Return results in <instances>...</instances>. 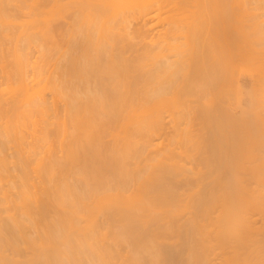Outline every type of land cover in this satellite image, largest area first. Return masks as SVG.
I'll use <instances>...</instances> for the list:
<instances>
[{"label":"bare ground","instance_id":"1","mask_svg":"<svg viewBox=\"0 0 264 264\" xmlns=\"http://www.w3.org/2000/svg\"><path fill=\"white\" fill-rule=\"evenodd\" d=\"M48 1L49 0H0V57H2L1 61H3V57L5 59L6 56L9 57L12 54L13 55L10 57L11 58L14 57V59H12V61H11V63H12L14 60V62H13L14 65H11L9 63L10 61L8 62L9 65L12 66L11 70L8 69L9 70L8 72H10V73H8V75H7V72H6L7 70L3 73H6V79H7V80L5 79L6 82L8 80L13 81L11 79H17L16 80L17 82L13 81L15 83L10 82L13 85H11L10 83L8 84V82L6 83V85L7 84L11 85L10 86L11 88L8 87V85H7L6 89L4 87L5 91L6 90L10 91L9 93L6 92V93H8L5 95L6 98H7V95H9V94L12 95L13 93L16 92L15 94H13L14 96L13 95L11 97L8 96V97H10L9 99H5L4 97L0 96V119H1L0 120V138L3 136L4 139H5V137L8 139V140H3L2 141L3 143L0 141L2 144L5 143L4 145L1 144L2 146H0V147H2L0 149V183H1L0 184V264H43V263L45 264V262L48 259H51L49 256H46L47 253H46V255L44 254L45 256H42V259H41V256H40L42 253V251H41L40 254L38 255V257L34 253V256H36V258H35V260H32L31 256H33V255L30 256L29 255L30 252L28 251V253H29L28 255L31 258L26 255L25 258L28 257L29 259L27 258L25 262H22L19 259V254L20 253L24 254V253L22 250L23 248L20 246L19 240L25 239L24 237H26L28 235V234L24 235L26 233L25 231H27V233H28V229L27 230L24 229L28 225L27 226L25 225V227H24V224L34 225V224H37L38 221H42L41 223H44V221H47L46 223H48V220L50 219L51 214L53 215V213L51 212L52 211L51 209H53V208H50V207H52L53 202L57 199L56 196H58V198L62 197V200L60 199L61 201L64 200L62 203L60 202L59 199L56 200L57 203H58V201L60 202V204H58V205H60V209H64V211H65L67 209L66 207L68 206L69 207V209H67L68 211L69 210L72 211V209H74L72 211L73 212L72 214L74 216H77V214L81 215L80 212L77 214L74 213V212H77V209H78V211H81L83 213H85V211H86V210L85 211L83 210V207H82L83 205H80L79 202L76 203L77 200L78 201H79V199L82 200L81 196H80L82 194V193H80L82 186L80 187L81 188L80 192H79V188H78V192L80 193V195H79L80 198H79L78 194H76L77 188L76 189L75 188L72 189L73 187L70 188L71 184H69L68 182H66L64 184L65 186H67L66 184H68L69 185L68 187L71 190H73V191L70 190V192L74 193V195L72 194V196H73V198L74 197L77 198V199H75L76 201H74V199L72 200V196H70L71 194L67 196L66 190L68 191V188H65L66 190L65 189L62 190L60 188L63 191V193H66V196L68 198L67 199L68 202L65 201V199H66L65 194L62 195V192L60 191L61 192L60 193L61 196H60L58 194L59 191L55 190L58 188V186H57V184L56 185L54 184V183H56V182H54V180H53L54 183L52 184V183H50V180L47 181V179H46L47 184L50 183V186H52V189L50 188V186L48 187L46 185V182H45V185H46L45 187L46 188L48 187V189L44 188L46 192H43L40 190L41 192L44 193V195L42 193L40 194L41 196L43 195L42 197L39 196V194H34V193H31L32 195L30 194L29 189H31V188H29L28 186H30L33 183H31L30 182L31 180H29L30 178H29V174H28L29 172L27 170V168H28L27 164L28 163L31 164L30 161L32 160V157H30L31 158L30 161L28 159H26L24 161L25 158H23L22 162H20L21 161L20 157L22 158L23 156H22V154L20 156V152L22 151V147L19 145L22 143L20 141L23 140L22 132H24V133L26 132V134H27V131H28L27 128L28 129L29 128H36V130H34L32 132L38 131L41 134H45V138L42 137L43 138L42 140H52L53 139L52 127H54V131L57 134L55 133L56 135L55 134H53V135H55L58 140L61 138V136H62V138H61L62 140H68L67 144H69V146H67V144H66V146L69 147V154H68V148L65 147V144L64 145L62 144L67 149V151H65L64 148H63L64 150L62 149L63 152L65 151V153H63V155L69 158L68 159L65 157V162H64L65 164L62 162V157H61V162L63 163V165L57 164V163L62 164L59 162L60 160L58 159L60 157H58V158L56 157L57 158L56 161H58V162L52 161V162H50V164L48 163L49 161L46 160L47 163L46 162L44 163L45 165L47 164L46 166L43 165V161H41L42 165L40 168H42V166H43V169L42 170L39 169V170L45 176H47V175L49 176V177H44V175H43V178H42L43 180H44V178L50 179L52 177V175H50V174H52L51 172L55 171L56 168L63 170L62 168L64 167V165L65 166L68 165V164H66L67 162H71L70 163L71 166H74V165L76 166L79 164L78 161L81 163V159H82L83 162L81 163V165L83 163H84V165L83 166L80 165V167H83V168L77 167V168H80V169H78L80 173L78 171H77V173L81 174L80 176L84 177L81 179H83V181H82L83 183L86 182L84 184L87 186V189L85 188V189H83V191L88 190L87 192H84V193L88 194L89 197H92L95 194V192L97 194V191H100V190H101V192L103 191V193H104V189L108 191L107 194H109L110 191H115V192L117 191V193L120 194V193H124V192L127 193L126 191H128L129 188H131L132 191L131 190L130 191L133 193V191H136V188H134V187L138 186V188H139V186H140L138 184L140 183V180L142 179L140 177H141V172L143 170L141 169V167L139 168V166H138L137 168L141 169L142 171H138V170L134 169V170H136L137 173H134L131 171L130 174L126 175L127 170L126 171L123 170L125 172V175H124L121 173V171L118 170L119 165L120 166L122 165V163L120 164L119 160L121 159L122 155L124 157L126 156V160H128V159L131 160L132 159L131 157H133V155H135V158H136V156H138V154L140 155L142 148L139 147L141 149L135 150L136 152L132 155L129 154V152L130 153H132V152L130 150L128 151V149H126L127 151L124 149L125 151H122V152H120V150H115V149H114L115 152L113 151V149L111 151L110 150L111 148L105 147L106 145H104L103 142L100 141V140L104 141V139L107 136V132H108L107 130L108 129H109L108 133L110 135L112 134V132L110 133V129H112V128H109V127H111L112 125L114 127V124L116 125L117 123L118 124L120 123L119 120L121 118L122 119L120 121H122L123 118H125L126 120H123L125 122H123V121L121 122V123H123V126L121 125L122 126L121 132H124L123 133L124 135L120 132L122 135H121V137H119L120 133H119V131H116L117 133L114 132V134L112 136H113V138H115L117 136L118 139L117 138L113 139L112 136H111V138H112V140H119V138H121L120 140H137V139L143 140L142 147H144L143 149H146V151L143 150L141 152V154L143 155V152L147 153V151H149L148 149L151 148V144H152L151 142L153 141L152 137L155 135H160L161 132L164 130L162 116L157 117V118L153 117L156 119H154V122L151 121V120H153V118H151L148 115L149 114L148 112L151 111L150 107L152 109L153 107L157 108V107L164 106L166 104V101H167V95H169V94L176 95V94H179L181 91H184V90L188 91V89H189V93H190L191 90L194 88H196V89L201 88L204 91L205 90L206 91H209V90L213 91V88H215V87H216L215 89H218L220 87L222 88V87H225L227 85V82H225L226 80L223 79L224 77L220 76V78H219V76H218L219 72L214 67V65L217 66L216 64L218 63V60L216 61L215 64H214V61H212V60L217 58L215 55L217 50L221 49L219 47L220 45L218 46V48H215V47H217L216 42H218V39L220 40L219 36L222 34V36H224L223 38H225V37L229 36L228 35L229 29L231 30V28H233V26L237 27L235 24L231 25L232 23L230 24V22L228 21V17H226L231 12L230 10H227V9H226L227 11L224 10L225 8H227L226 7L227 4L224 5L222 3V6L224 5L225 8H222L223 11L222 10L219 11L221 13V16L223 15L224 18L226 17L225 18L226 20L224 19V21H223L222 18L220 20V21H222L221 23L224 25V29H223L222 33H220V35H219V33H217V34L215 33V31H214L215 26L213 25L214 24L213 21H215V20H212L213 16L214 17L215 16L219 17V16L215 15L216 11L215 12L213 11L214 15L212 14L211 15L212 17H210V11H208L207 13H209V14L207 15V17L202 18V19L200 18V16H198L199 15V13H198L196 18L198 20V17H199L202 21H196L195 20V23L197 22V25H195V27H192V30L190 27L188 30L189 32L188 31L186 32L185 29L182 30L180 28V26H182V25L179 26V24H178L177 26H179V28H177L176 25H174L176 27L175 28L172 24V26H170L171 28L165 30L164 32L163 31H161V32L155 31L156 33L155 32L153 33V37H155V38H151V40H148L149 37L147 36V34L149 33L150 30L154 29L153 27H155V25L157 24V23H153V22L156 20L157 16H159L157 14L159 11H162L166 7L168 8L169 6H170L169 7L170 10L178 11V10H181L182 8H184L185 6H187V4L189 5V3H191L192 0H190V1L189 0H185V1H183V0H139L138 7L136 8L137 11L135 9H133V12L125 10V8L122 5V1H120V0L117 2H114L113 0H69V1L67 0L66 1L67 4H66V2H64L66 5L70 6L73 4L74 7L75 6L78 7V12H77L78 14L77 15L74 14L75 15V16H73L74 19L72 18L73 20H70L71 22H67L68 24L66 23L67 27H68L67 30L73 28L71 30V31H73L72 33H75V31H76L77 34L76 33H75V35L72 34L74 36V37L71 36L73 38V41L71 38L72 42L70 40L68 42V43H70V42L72 43L71 47L66 42L67 47L69 46L68 48L73 49V50L71 49L72 54H70V57H72V58L69 61L70 63L69 62L67 63L65 61L68 66H65V68H64L65 72L63 71L62 75H60L57 72V74H59L60 76H65V77H60L61 78L60 79L58 76V79L56 80L54 77L50 78L51 76L50 77L48 76L49 78H47V79L50 80V82H49V80L44 79L45 77H43L44 73L47 71V70L44 71V69H46V68L44 67V69H42V70L39 68L38 70L43 71L44 73L39 72V75H38L37 74L38 73L37 66H34V67H36V70H37V71L35 70L34 72H36V74L39 77H35L36 75L33 72V75H35V76L34 77L32 76L33 77L32 81H33V83L36 82L35 80L37 78L38 82L31 85V88H30V86L27 82L28 77L26 75L27 74L26 68H27L29 63H27L28 62L27 61L28 58H26L27 56L25 57V55H28L29 53L27 54V53L23 52V54H24L23 55L22 51L23 50L27 51L30 47L31 42L34 43V40L36 41L37 39L41 40V42L43 41L42 43L40 42L41 46H42V44L44 46V47L42 46L43 50L45 47H48V43H47L48 40H49V42L52 43V45L54 44V42H55V44L57 42L56 41V39H57L56 34H58L57 30L56 31H54V30L53 31H51V30L47 31L46 30L45 32L44 31L42 32V30L41 31L39 30L40 32L38 31V29H40L39 24L41 23V18H40V15H41L40 11L42 10L41 8L45 7L46 3ZM136 1H138V0H136ZM193 1L194 2L197 1L196 4H199V0H193ZM200 1L202 2L200 9H202L204 7L203 6L204 0L203 1L200 0ZM205 1H206L207 10H208V7L210 6L209 5L210 1L212 2V0H205ZM220 1L222 2L225 0H220ZM227 1H229V0H227ZM240 1H241V3L243 2L242 5H244L243 6L244 10H246V8H248L247 10L251 9L249 7L252 3V2L250 3V1H252V0H244L246 2L249 1V3L247 2L248 7L247 6L245 7L243 0H240ZM110 2H114V3H110ZM207 2H208V4H207ZM64 3H63V5H64ZM109 3H110V5L106 6V4H109ZM217 3H218V0H217ZM259 4H258V6H259ZM213 5L215 7L216 6L219 7L218 5H215V3H213ZM135 6H136V4H135ZM45 8H43V9H45ZM216 8H213V9H216ZM213 9H210V10H213ZM224 11H225V15L223 13ZM202 12H203V10H202ZM227 12H229V13H227ZM207 13L205 12V14H207ZM220 13H218V14H220ZM153 14H155V15H153ZM205 14H201V17ZM27 18L29 19V21L26 20L25 21L26 23H24V25H23V22H24L23 19H27ZM210 18H212L211 20L213 23L209 20ZM218 19H220V17ZM253 19H255V15H254ZM207 20L210 22H207ZM230 20H232V19H230ZM250 20H252V18ZM151 21H152V25L150 24ZM131 23L132 24L134 23L137 28L135 27L136 33H134L136 35H134L133 33L130 35H131V37L137 36L138 37L137 39H140V42H138L139 44L140 43L142 44V47L140 49H138V47L136 45L137 40L135 41L134 40L135 38L133 37V42H131L132 39H131L130 35L128 33H124L126 31L123 32L124 28H122V27H127V25H130ZM216 23L217 22H215V25H216ZM218 23H219V21H218ZM124 24H127V25L124 26ZM139 25L140 26L144 25V27L150 25V28H147V29L144 28L145 29L144 30L142 28L143 26L140 27ZM212 25L214 26V28ZM253 25H255V24H253ZM257 25H259V24H257ZM22 26H23V29L24 28H27V29H24L23 31L19 30L22 28ZM27 26H29V27H27ZM250 26H252V25H250ZM259 26H257V29L254 27L255 28L254 30L255 31L258 30V28H260ZM188 27L186 26V30ZM182 28H184V27L182 26ZM218 28L219 27H217L218 31L222 30V29H218ZM179 29L182 31L179 32ZM217 30H216V32H217ZM16 31L21 33V34L18 33L17 34L18 36H14V35H16V33H15ZM69 31H67V32L70 33L71 31L70 32ZM183 31H185V32H183ZM231 31L229 32V34L231 33ZM258 31L260 32V29ZM40 33H42V34H40ZM179 33L183 34V36L180 34L182 36V38L184 37V39L185 38L188 39V42H187V45L189 44L188 46H186V44L184 45V43H183V46L188 47V49L182 47V45L179 44V46H181L182 49L183 48L186 49V50L183 49L184 51H182L180 49L181 47L177 46L178 43H176L178 39H181V38H179L180 35L178 37H176V35ZM184 33H188V34H184ZM256 33H257V31H256ZM126 34H127V36L129 35L130 39L126 36ZM123 35L125 36V39L126 38H127V40L129 39V41L132 44L128 43L129 41H127V43H128L127 45H126V43H123V39H124ZM254 35L256 36L257 34H254ZM259 35H260V33H259ZM7 41H11V42L14 41L13 42L15 44L14 47H16V48H13V51L12 50L8 51V49H7L6 51L8 52V54L5 51L6 48L3 49L5 47L4 43H6ZM220 41H222V40H220ZM19 42L23 46L22 47L19 46V49H18V43ZM44 42H46V43H44ZM226 42L228 43V40ZM122 43H123V45H121ZM185 43H186V41H185ZM224 43L225 42H223V44ZM57 46H58V44H57ZM118 46H121V47L118 48ZM134 46L138 50L136 48H134ZM229 47H231V46L229 45L228 48ZM47 49H51V48L50 47L46 48L45 52ZM68 50L69 49H67V51ZM224 50H225V48H224ZM226 50H227V47H226ZM230 51L232 52V50H230ZM42 52H44V51H42ZM223 52H222V54H223ZM235 53H238V52H235ZM67 54H68V52H67ZM217 54H218V52H217ZM222 54L220 53V55H222ZM49 55H50V53H49ZM42 56H44V54H42ZM237 56L241 57L242 55H237ZM10 57L9 58L6 57L7 58L6 60L10 59ZM224 57H225L224 60H229L226 58L225 54H224ZM41 59H42V57H41ZM46 59H44V60H46ZM6 60H4V61H6ZM3 62H1V65H4V64H2ZM194 62H196V64ZM197 62L206 65V67L208 65L207 69L205 68L206 69L205 72H203L204 71L203 70L202 71L203 73H200L201 71L200 72L198 71L199 73H197V70L195 72L194 69L192 71V67L197 65ZM192 63H194V66L192 65ZM201 64L199 66H201V68H202ZM221 64H222V62H221ZM38 66H40V65H38ZM186 66H188V68H186ZM218 66H219V64H218ZM61 69H63V68H61ZM217 69H218V67H217ZM32 71H33V69H32ZM183 71H184V75H183V77H180V74L182 76L181 72H183ZM220 71H222V70H220ZM185 72H187V73H185ZM216 72H218V73H216ZM57 74H56V76H57ZM220 74H221V72H220ZM2 76L4 78L5 75L3 74ZM12 77H15V78H12ZM0 80H1V77H0ZM44 81H47V83H45ZM1 84H0V88L4 85V84L3 85H1ZM14 84H17V85H14ZM12 86H14V87H12ZM15 86H18V87H15ZM13 88H15L16 90ZM48 90L51 91L50 93H52V95H54L51 97V98H53V101L55 100L54 98L55 97L57 98V95H58L59 99H61L63 97V99H64L63 101L66 100V102H67V104L65 102L64 103H65V109H66L65 114H66V116H68V118L65 120L64 118H66V117L64 115V117H63L64 121H63V119H61L62 123L60 122V119H59L60 116L58 114H57L58 116L56 115V109L53 106V102H51V101H50L51 103L48 102V98L46 97ZM5 91H2V92H5ZM193 91H195V89ZM168 92H170V93L168 94ZM0 94H2V93H0ZM203 94L205 95V93H203ZM51 98H49V99H51ZM210 104L212 105L213 102H210ZM210 104H204L205 108L206 107L209 108V110L208 109H206V111L204 110L206 113H209V111L211 109H213L214 104L211 106L212 108L210 107ZM54 105H56V104H54ZM219 106L220 105H218L216 107V105H214V107L217 109H215V108L213 109V110H217L218 112L213 111V110H211V112H210L211 114L213 113L215 116L213 114L211 115L210 113H209L210 115L207 114V116L206 115L203 116V118H206L204 120H205L208 128L211 127V129H212V130L210 129L211 130L210 135L212 133L213 134L211 135L212 137L209 139V140H211V143L210 142H209V144H208V142H207V144L205 143L206 145L203 146V148H202L201 146L205 142L204 140H202L203 144L202 143H200L202 145L197 144V146H196L197 150L196 151H195L196 148L195 149L191 148L192 152H188V151L185 152L186 154L188 153L187 154L188 156H186L185 154H184L185 156L183 155L184 156L183 158L185 160H188L189 158H190L189 160H191L193 158L195 161H192V160L191 161L196 162V161H198L197 160L198 157H201L202 154L203 155L205 154L206 158H208V159L211 157L209 159L210 161L212 158H214V160L218 159L220 161L221 157H222V160H224V158L227 155H229L230 157L232 156V158L236 155L238 157V154L241 153L242 149L247 145L246 143L244 144L245 141L239 142L240 140L238 141L236 136L232 135L231 138L228 137L229 135L226 133V130L224 127L227 126V128L230 129V130L228 129L229 131H231V132L235 131V133H238V131L235 130V127L236 128H237V126L241 127L242 125H238V124H240V122L236 121V119H235V121H234L235 123H234L233 120L230 118L232 120V122L229 121V122H227V124H226L225 120H223V121L221 119L218 120L219 118H218V115L216 116V114L220 113V111H222V109H219ZM200 108L203 111V108L202 107H200ZM220 108H221V106H220ZM205 112H204V114H206ZM67 113H68V115H67ZM36 114H37L36 117H41V119L38 118L41 121L40 120L38 122L35 121V120H38V119H36V117L35 118L33 117ZM52 114L55 116L52 117ZM159 115L160 114H157V116H159ZM207 117L210 121L207 120ZM55 119H57V120H55ZM1 121H3V122H1ZM208 121L211 123V125L210 124L208 125V123H209ZM223 122H225V123H223ZM32 123L34 124L33 125L34 127L28 126V125H32ZM124 123H126V125H124ZM234 124H236L237 126H235ZM121 126H120V128H121ZM124 126H125V128H124ZM240 127H238V128H240ZM120 128H118V129L120 130ZM242 128H243V126H242ZM123 129H125V130H123ZM58 132H60V134ZM105 133H106V135H105ZM26 134L24 135V138H25ZM117 134H119V135H117ZM214 134H215V136H214L215 141L212 140V139H214L213 138ZM104 135H105V138L103 137ZM210 135H209V137H210ZM51 136H52V139H51ZM37 137L39 138L40 135ZM32 138H35V134H33ZM56 138H54V140ZM235 139H237V140H235ZM35 140H37V138ZM38 140H40V138ZM220 140H225V142L224 141L222 142ZM252 141H250V142H251V144H254L255 148H257L258 153L254 154V156H253L254 159H253V161H251V163L252 162H254V163L248 167L249 172H246V176L249 177V178H247V177L245 178V179H247V182H246L247 185L246 186L243 183L244 178L242 180L240 179L241 181H239L238 177H236L238 175H236L233 171H232V174H230L231 173L230 172L229 175H226V176L221 174L220 172H218L219 174L217 176H215L217 173L212 171L213 169L212 170L208 169V171L210 170L211 174H213V173L215 174V175L213 174V176H215V180H213L214 179L213 178L212 179L213 181L212 180L210 181L209 179L212 178L210 172H207L206 174L200 173L199 175H201L202 177L199 175H196V174H191V176L196 175L195 176L196 178H194L193 176L191 177L188 173L185 174V172L189 171L190 169L187 170V168L185 166L180 165L179 163L178 164L181 167L178 166L176 168H168V167L166 168L165 167L166 165H164L162 167L163 164L161 163L162 165H159L161 167L157 166V168H159L158 170H156L157 172H154V170H153V172H154L153 175L150 174V176L148 175L149 177L147 176L148 177L147 180H149V182L152 180L150 182L151 185L149 183V187H148L149 190L145 189L147 192L148 191L150 192V193H147V195L149 194L148 198H147V196H145L148 201L147 200L146 201L144 200L145 202L139 201L140 203L135 205V206H132V204H131L132 207L129 206L131 208V209L129 208V210L127 208L128 207V205H127V207H126L127 210L126 209L122 210L123 209L122 206H124L125 204L122 205L123 204L122 203L121 204L122 206L121 207L119 206L121 203L120 200H122L119 194H118L119 195V197H118L117 193L114 192V194H116V196H114V194L110 193L111 195H113V196L110 195V198L107 197L105 194L104 198L106 196V199H108V201H109L108 206L110 205L109 207H114V209H116V212H115L116 214L113 213L112 215H117L116 219H117V217H119L120 221L125 222V223L121 222L122 223L121 231L123 229V225L126 224V222H127V224L129 223V225H126L125 226L126 228H124V229H126V231H124V229H123V233L125 232L124 234L128 237V238H126V240L129 239V241H127L129 243V245H131V247L133 246L135 248L138 247V249L143 248L142 251L143 250L145 251L148 248L149 251L147 253L154 250L152 252V253H154L153 259H155V257H156L157 260L156 261L153 260V262L150 261V263H152V264H165V262L168 264H183V262L181 260H183L184 257H182V259H181V257L178 256L180 253L179 254L177 253V256H178L177 258H180L181 259L180 261H178L179 259L177 260V258H175L176 254H175V257L170 255L169 250L173 251L171 249H172V247H173L172 245L174 243L170 244L169 241H171L170 238H172L173 235L175 236V234L179 238L183 237L182 235L184 234V237L185 236L187 237V242L185 241V243H187V245H185V246H188V247H185L186 250L188 249L187 250L188 251V259H187L188 263L185 261V264L186 263L187 264H264V257H262V256H264L263 255V253H264V189H260V188L258 189V188L251 187V185H253V184L257 185V187H258L260 185V179L261 180L263 179V181H264V172L262 173V176H260V140H252ZM11 142H12V144L16 143L20 147L17 146L16 144L12 145ZM246 142H248V140H246ZM104 143H105V141H104ZM127 143L128 142H126L125 144H127ZM10 145L14 146V147L16 145L18 147V149H17L18 153L17 154H19V156L17 155L15 157H17L16 160L19 159L18 161L20 162L21 165H20V168H18V167L17 168L19 170L23 169L22 170L23 172H25L27 170V172H28L27 175H26V173L24 174L22 172L26 176L22 175L23 177H21V175H19L18 173H17L18 176H17V174L16 175L14 174L15 176L10 174L11 172L9 169V165L11 164V161H10V158L6 156L8 153H3L6 151V149H7V151H8V149H10L9 148ZM103 146H104V148H102ZM135 146H137V145L135 144ZM198 146L201 148H198ZM123 147L125 148V146H123ZM152 147H153V145H152ZM192 147H195V146H192ZM19 148H21V151L19 150ZM118 148H119V146H118ZM103 150H104V152H102ZM105 150H106V154L103 155V153H105ZM122 150H123V148H122ZM193 150L195 151L194 153H193ZM107 151L112 152V153L108 152L109 154L107 155ZM116 151H118V153H116ZM189 151H191V150H189ZM227 151L229 154L227 153ZM50 152H52V150ZM113 152H114L113 157H115V159L110 158L112 156ZM123 152H125V153H123ZM2 153L4 154L5 157L2 156L3 155ZM55 154H54V156H55ZM65 154H67V155H65ZM106 155L110 156V157H107ZM118 155H121V157H119ZM163 155H166V154L163 153ZM13 156H14V154H13ZM141 156H139V157L141 158ZM150 156H153V155H151V153H150ZM93 157H95V159ZM135 158H133V159L136 160ZM152 158H154V156ZM203 158H204V156H203ZM226 158H229V157H226ZM226 158H225V160H226ZM248 158L249 157L247 156L245 160L250 161ZM93 159H94V163H95V160L97 161L96 162V164L98 163L97 166H94L95 164L93 163ZM13 160H15V158ZM42 160H43V158H42ZM106 160H108V161L110 160V162H111V163L109 162L110 165H109L108 161L106 162ZM112 160H115V162ZM169 160H171V159H169ZM237 160H238V158H237ZM18 161H17V163H19ZM27 161H29V162H27ZM75 161H77L78 164H72V162H75ZM181 161H183V159ZM199 161H200V158H199ZM185 162H188V161H185ZM212 162H213V160H212ZM17 163L16 164L14 163V164L17 165ZM25 163H26L27 168L26 167L23 168V166H24L23 164H25ZM222 163H223V161L220 163L221 165L219 163H216L217 165L219 164L218 169L222 165L226 166L225 163L224 164H222ZM234 163H236V161ZM238 163H239V161H238ZM106 164H107V166H105ZM112 164H113V167H112ZM147 164H148V162H147ZM164 164H166V163H164ZM216 164H214V165L216 166ZM231 164L233 165V161L231 162ZM30 166H32V165H30ZM60 166H63V167H60ZM68 166H67V168H68ZM109 166H110V170L112 169L113 172H111L109 170L111 172L110 174L112 176L107 177V174L104 175L103 173L106 172V169L107 170L109 169L108 168ZM146 167L147 166H145V168ZM155 167H156V165H155ZM155 167H154V169H157ZM240 167L244 169V165H242ZM17 168H16V170H17ZM38 168L39 167H37L36 169H38ZM64 168H65V170L67 169L66 167H64ZM121 168L124 169L125 165H124V167H121ZM72 169H73V167H71V170ZM102 170H103V173H102ZM216 170H217V168H216ZM57 171L61 172L59 170H57ZM116 171L118 173H116ZM229 171H230V168H229ZM17 172H18V170H17ZM66 172H69L70 174L69 173H67V174L71 175L70 170L64 171L65 174H66ZM144 172H145V170H144ZM146 172L149 173V171H147V170H146ZM190 172H192V171H190ZM227 172H228V170L225 171L226 174H227ZM139 173H140V176H139ZM57 174L55 175V177H57L60 173L58 175ZM75 174H74V176H76ZM110 174H108V175H110ZM208 174L211 177L208 179L211 183H209L208 180H206V183H205V179L203 178L204 175L206 178V175H208ZM5 175H7L6 179L9 178V180H8L9 182L8 181H6V182H8L9 185H10V182L12 183L11 184L12 186L10 185V187L8 186V188H6L7 187L6 185H2L3 184L2 181L5 179ZM41 175H40V177H41ZM185 175H188V176H185ZM243 175H245L244 172H243ZM60 176L62 177V174H60L58 177H60ZM72 176H73V173H72ZM14 177H16V178H14ZM37 177H39V176H37ZM65 177L63 175V178H65ZM77 177H79V176H76V180L79 181V186H80L81 179L78 178L79 179L78 180ZM189 177H191V178H189ZM67 178H68V176H67ZM67 178L65 179V181L68 180ZM84 179H85V181H84ZM55 180H57V179L55 178ZM6 182H4V183H6ZM43 183H44V181H43ZM242 183L244 184V186L242 185ZM74 184H75V182H74ZM113 184H115V185H113ZM238 184L242 185L244 188H241L240 186H238ZM201 185H203V186H201ZM32 186L35 188L34 184ZM79 186L77 185V187H79ZM147 186H146V188H147ZM53 187H55V189H53ZM74 187H75V185H74ZM143 187H142V189H143ZM192 187H194V189H192ZM195 187H197V188H195ZM41 188H43V186ZM49 188L52 191L55 190L54 192H55L56 196H55V194H53V197H52V191L50 192ZM132 188H134L135 190H133ZM184 188H185V190H187V193L186 194L180 193V189L183 190ZM14 190H16V192ZM74 190H76V191H74ZM94 190H95V192H94ZM139 190L140 189H138V191ZM185 190H183V191H185ZM12 191H14V192H12ZM27 191H29L28 193L30 195L27 193ZM40 191H38V192H40ZM125 193H124V195H126ZM139 193L141 195V190L139 191ZM144 193H146V192H144ZM25 194H28L27 196H29V197H26ZM36 195L39 196V199H35L36 197H38ZM88 195H86L87 198H88ZM32 196L34 197V199H31V198H33ZM44 196H45V198H43ZM54 197H56V198H54ZM63 197H64V199H63ZM113 197H115V198H113ZM116 197L118 198L119 201L116 199ZM132 197H133V195H132ZM70 198H71V200L69 201ZM82 198H84V197H82ZM96 198H97V196H96ZM94 199H95V197H94ZM184 199L187 202H185ZM28 200H30V201H28ZM33 200H35V201H33ZM83 200L80 201L81 204H82ZM85 200H89V198L85 199ZM90 200L92 201L91 198H90ZM112 200L114 202H116V200H117L119 205L114 203ZM131 200H132V198H131ZM182 200H184V201H182ZM56 201L54 202V205H56ZM72 201H74L76 204ZM88 202L90 203V201H87V203H86L87 206L89 204ZM133 202H134V200H133ZM180 202H185V203H183L185 205V207L192 209V212H189V216H190L189 218L184 220V219H182V216L185 213L181 214V212L179 213V212H177V210L176 211L172 210L175 213L170 214L172 212V211H170L169 212L170 215L164 216V218H161V216L159 218H156L157 216L156 217L154 216V218H156V219L152 220V217H151V218H149V220L151 219L150 221L145 220L146 214L150 213V212L152 213V211H150L152 209L151 208L152 206H155V207H159V206L162 207L163 206L164 207L166 205V207H167L170 204L171 205L173 204L172 206H174V204H175L177 206V207L175 206V208H178V207H180V206H178V204ZM95 203H97V201ZM113 203L116 206L112 205ZM62 204H64V205L62 206ZM78 204L82 207V210H79L80 208L78 207L79 206ZM61 206H62V208H61ZM172 206H169V207H172ZM116 207H118V208H116ZM56 208H57V206H56ZM75 208H77V209H75ZM89 209H90V205H89ZM117 210H121V211H117ZM188 210H187V212H188ZM68 211H66V212H68ZM87 211L89 212L90 210L87 209ZM96 211H97V209H96ZM146 211H147V213H145ZM182 211L184 212V210H182ZM50 212H51V214H50ZM88 212L86 215L87 216L90 215V218L89 217L88 218H89V220L92 221L91 215H93L94 213L92 212L93 214H91V213L88 214ZM141 212L144 213V215ZM56 213H57V211H56ZM68 213H66L67 216H69V215H71L70 217L73 216L71 213H69V214ZM61 214L63 215L64 213L61 212ZM61 214H59V215H61ZM97 214H99V213H97ZM108 214H106V215H108ZM66 215L64 216V218L62 217L63 219L62 218H60V219L64 220L65 217H67ZM112 215L111 216L108 215V217L107 216L106 217L111 219ZM141 215L143 217L145 216L143 220H142L143 217ZM150 215H152V214H150ZM22 217H26L25 219L26 220L28 219L27 221L29 223L28 222L25 223V221L23 223L22 220H25V219L24 218L21 219ZM36 217H38L39 219ZM70 217H68V220H71ZM93 217H94V215H93ZM148 217H150V216H148ZM73 218L78 221V219H76L78 217H76V218L73 217ZM113 218H115V217H113ZM51 219L53 220V218H51ZM56 219H57V217H56ZM52 220H51V222L48 223V225L49 224L51 225V223L53 224L52 228L49 226V229L51 228V230H49V231H51V232L58 231L57 233H59L60 232L58 230L59 228L56 226V223H54V220L53 221ZM75 220H74V223H76ZM144 220H145V222H144ZM182 220H184V222ZM94 221H95V219H94ZM94 221H93V223H94ZM140 221H142L143 223ZM58 222L61 223L63 221L59 220ZM58 222H57V225H58ZM69 223L67 222V224H69ZM72 223H73V221H72ZM137 224L140 226H137ZM43 225H46V224L44 223ZM48 225H46V228L44 230H46L48 228L47 227ZM59 225L62 226L61 224H59ZM74 227H75V225H74ZM29 228L32 229L33 227L29 226ZM40 229L43 230L42 228H40ZM52 229H54V230L52 231ZM55 229H57V230H55ZM91 230L93 231V229H91ZM29 231H31V230L29 229ZM100 232H101V230H100ZM29 233H30L29 237L31 240L28 239V241L30 240L29 243L27 242L28 245L31 244L32 241H34V238H33V240L31 238L32 237L31 232H29ZM66 233H67V231H66ZM123 233H121V234H123ZM45 234H47V232ZM52 234H54V233H52ZM101 234H103V233L101 232ZM48 235L49 234H47V237H48ZM56 235L54 234L55 237H56ZM58 236H57V238H58ZM83 236H85V235H83ZM86 236H85V239H88V238H86ZM93 236L95 237V234H93ZM100 236H102V235H100ZM122 236H124V235H122ZM260 236L263 238L262 239L263 241L261 240ZM51 237H50V239H52ZM55 237H53V240ZM64 237H66V236H64ZM71 237H73V236H69V239ZM78 237H81V236H78ZM35 238H37V237H35ZM45 238H46V236H45ZM50 239H45V240L50 241ZM62 239H63V237H62ZM83 239H84V237H83ZM123 239H125V238H123ZM162 239L168 241V243L170 245L168 243L166 244V242L164 243L162 241ZM37 240H39V238ZM64 240H66V239H64ZM25 241H27V238ZM36 241H34V242H36ZM43 241H44V239H43ZM43 241L41 240L40 242L42 243ZM52 241H50V243H52ZM56 241H59V239ZM89 241L86 242L87 245H89L88 243H90V244L92 243ZM21 242H23V241H21ZM75 242H77V241H75ZM84 242L85 241H83V243ZM93 242L94 243H92V244H95V241H93ZM180 242L182 243V241H180ZM183 242H184V240H183ZM213 242H214V244H213ZM50 243H49V247H50ZM53 243H54V241H53ZM73 243H74V241H73ZM77 243H76V246H77ZM24 244H26V243L24 242ZM36 244H39V243H36ZM44 244L45 243H43V245ZM57 244H59V243H57ZM145 244H146V246H145ZM175 244H174L173 248H179L180 247L179 245H178L179 247H177L176 246L177 244L176 245ZM182 244H184V243H182ZM43 245H41L42 248H43ZM45 245L47 246V244H45ZM82 245L84 246V244H81V246ZM91 245H89V246H91ZM97 246L99 247L98 244H97ZM64 247H65V245H64ZM66 247L68 248V246H66ZM111 247L110 248L109 247L108 248L103 247V249H101V250L99 248L100 254H101V252H102V254L101 255L99 254L98 257L102 256V259H103L104 254H105V256L107 253H108L107 255H111L112 254L111 250H110V252L108 251V249L113 248V247L112 248ZM6 248H8V249H6ZM36 248H38L37 245H36ZM81 248H83V247H81ZM92 248H90V250L88 249V252L91 251ZM151 248H152V250H151ZM229 248H230V250L231 249L232 250L230 252H226V250ZM34 249H32V250H34ZM61 249H63V248H61ZM138 249H137V251H138ZM217 249L220 250L221 252H220V255L218 256L219 261L215 263L214 261H212L213 258H210V256H211L212 252L214 253V251ZM7 250L12 251L11 257L8 256V253L5 254L6 252H8ZM24 250H25V248H24ZM29 250H30V247H29ZM37 251L39 252V250H36V253H37ZM134 251H136V250H134ZM140 251H139V253H142ZM48 252H50V251L48 250ZM85 252H86V250H85ZM176 252H177V250H176ZM54 254H56V253H54ZM69 255H71V252ZM86 255H85V257H87ZM94 255H96V254H94ZM113 255H111V256L113 257ZM105 256H104V258H105ZM111 256H109V259ZM181 256H183V255H181ZM59 257H61V256H59ZM70 257H72V256H70ZM52 258H54V261H55V256L54 257L52 256ZM36 259H38V260H36ZM112 259H110V260H112ZM184 259H186V257ZM79 260H80V258H79ZM99 260H100V258H98V261ZM48 261H47V263H48ZM50 261H52V260H50ZM59 261H60V259L58 260V262ZM100 261H99V263H100ZM104 261H105V259H104ZM104 261H102V262H104ZM71 262H72V260H71ZM71 262L69 264H71ZM77 262H79V261H77ZM104 263L108 264L106 262H104ZM104 263H102V264H104ZM49 264H50V262H49ZM51 264H53V263H51ZM60 264H61V261H60ZM62 264H65V262L64 263L62 262ZM110 264H111V262H110Z\"/></svg>","mask_w":264,"mask_h":264},{"label":"rangeland","instance_id":"2","mask_svg":"<svg viewBox=\"0 0 264 264\" xmlns=\"http://www.w3.org/2000/svg\"><path fill=\"white\" fill-rule=\"evenodd\" d=\"M67 0H49L47 3H46V8L45 7H42L41 9V15H40V18H41V23L39 24L40 25V29H38V31L40 30H42V32L44 31H49V30H51V31H56L57 30V33L58 34H56L57 35V39H56V44H55V42H54V44L52 45V43L51 42H49V40L47 41V43H48V47H50L51 49H47L46 50V52H45V49L46 48H48V47H45L44 48V50H43V48H42V46H43V44H42V46H41V43L43 42H41V40H39V39H37L36 41L34 40V43L33 42H31V44H30V47H29V49L27 50V51H24L23 49V51H22V54H23V52H25V53H29L28 55H25V57L26 58H28V62L27 63H29L28 64V66H27V71H26V75H27V82H28V84H29V86H30V88H31V85H33L34 83H36V82H38L37 80V78H36V82H34L33 83V77L35 76V77H39L38 75H39V72L41 73V72H43V71H39L38 69L40 68L41 70L42 69H44V67L46 68V69H44V71L45 70H47L45 73H44V75H43V77H45L44 79H47V78H49L50 76V78H55L56 80L58 79V76H59V78L60 77H65V76H60V75H62L63 73V71L65 72V66H68L67 65V63L71 60V58L72 57H70V54H72V51H71V49L72 48H68L69 46L71 47V42L73 41V38L71 37V36H73V35H75V33H76V31H75V33H72L73 31H71L72 29H69V30H67V22H71L70 20H73L74 18H73V16H75L74 14H78L77 12H78V7L77 6H75L74 7V5L72 6V5H66L67 4V2H66ZM69 1V0H68ZM114 2H117V1H119V0H113ZM120 1H122V5H123V7L125 8V10H127V11H130V12H133V9H135L136 10V8L138 7V4H139V0L138 1H136V0H120ZM183 1H185V0H183ZM190 1V0H189ZM188 1V2H189ZM193 1V0H192ZM191 1V3H189V5L187 4V6H185L184 8H182L181 10H178V11H174V10H170V6L167 8H164L162 11H159L157 14L159 15V16H157V18H156V22L154 21L153 23H157L156 25H155V27H153L154 29H152V30H150L149 31V33L147 34V36L149 37V39L148 40H151V38H155V37H153V33L156 31V32H161V31H165V30H167V29H169V28H171L170 26H172V24H173V26L174 25H176V27L177 28H179V26L180 25H182L184 28H182V26H180V28L182 29V30H184L185 29V31L187 32L188 30H189V28L191 27V30H192V27H195V25H197V22L195 23V20L196 21H202L201 19L202 18H205V17H207V15L209 14V13H207L208 11H210V17H212L211 15L213 14L214 15V12H215V15H218L219 17H220V19H218L219 17H212V18H210L209 20L212 22V20H215V21H213L214 22V26H215V29H214V31H215V33L217 34V33H219V35H220V33H222V31H223V29H224V25L221 23L222 21H220L221 20V18L223 19V21H224V19L226 18V17H228V21L230 22V24L231 25H233V24H235L237 27H235V26H233V28H231V30L229 29V31H228V35L229 36H227V37H225V38H223L224 36H222V34L219 36L220 37V40H222V41H220L219 39H218V42H216L217 44H216V46L217 47H215V48H218V46L221 48V49H216L217 50V52H218V54H217V52L215 53V55H216V59H214V60H212V61H214V64L216 63V61L218 60V63L216 64L217 66H215L214 65V67L216 68V70L219 72H216V73H218L219 75V78H220V76L221 77H224L223 79L224 80H226L225 82H227V85L225 86V87H220V88H218V89H215V88H213V91L212 90H209V91H204L203 89H201V88H194L195 89V91H193L194 89H192L191 90V92L189 93V89H188V91L187 90H184V91H181L179 94H176V95H171V94H169L170 92H168V94L169 95H167V101H166V104L164 105V106H162V107H157V108H152L151 109V107H150V110L151 111H149L148 113V115L151 117V118H153V117H161L162 116V119H163V127H164V130L161 132V134L160 135H155V136H153L152 137V139H153V141L151 142L152 144H151V148L150 149H148L149 151H147V153H145V152H143V155L141 154V152L143 151V150H145L146 151V149H143L144 147H142V143H143V140H120L121 138H119V140H112V138H113V134H114V132L115 133H117L116 131H119V133L121 132V130H122V126H123V123H121L123 120H126L125 118H123V120L122 121H120L119 120V124L117 123L116 125L114 124V127H113V125L111 126V127H109V128H112V129H110V133L112 132V134L110 135L108 132H109V129L107 130L108 132H107V136H106V138H105V135H106V133H105V135L103 136L104 138V141H105V143H104V141L103 140H100L101 142H103V144L104 145H106L105 147H109V148H111L110 150L112 151V149H113V151L115 152V150H120V152H122V151H125L126 149H128V151L130 150L132 153H130L129 152V154L130 155H132V154H134L136 151L135 150H137V149H141V152H140V155L138 154V156H136V158H135V155H133V157H131L132 159L131 160H126V156L124 157L123 155H122V157H121V155H118L119 157H121V159L119 160L120 161V164L122 163V165L120 166L119 165V171H121V173L122 174H124L125 175V172L124 171H126V175L127 174H130V172L132 171V172H134V173H137L136 172V170H138V171H142L141 172V177L140 178H142L141 180H140V183L138 184V185H140L139 186V188H138V186L137 187H134V188H136V191H133V193L131 192L132 190H131V188H129V190L128 191H126L127 193H125L126 195H124V193H117V191L115 192V191H110L109 192V194H107L108 193V191L107 190H105L104 189V193H103V191L101 192V190L100 191H97V194H96V192H95V190H94V192H95V194L92 196V197H89V195L88 194H86V193H84V192H87V191H83V189H87V186L84 184V183H86V182H82L83 181V179H81V178H84L83 176H80L81 174H78L77 173V171L79 172V170L78 169H80V168H83V167H80V165H81V163L83 162V160L81 159V163L78 161V163H77V161H75V162H72V164H78V165H74V166H71V162H67L66 164H68V165H64V167H66L67 168V166H68V168L65 170V168L63 167V166H60V167H63L62 169L64 170V171H69L70 170V172H71V175H69L70 173L69 172H66V174L67 173H69V174H65L64 173V171L63 170H61V169H57L56 168V170L55 171H53V172H51L52 174H50V175H52V179L50 178H44V180L42 179L43 178V175L44 174H42L41 173V171L39 170V169H43V166H42V168H40L41 167V165H42V162L41 161H43V165H45L44 163L46 162L47 163V161H49L48 163L50 164V162H54V161H56L57 160V158L58 157H60V158H58L60 161V163H64L65 162V157L66 156H64L63 155V153H65V151H67V149L65 148V147H67V146H69V144H67L68 142V140H62L61 138H62V136H61V138L58 140L57 138H56V132L54 131V127H52V136H53V139H52V136H51V139L52 140H42L43 138H45V134H41V133H39L38 131L36 132H32V131H34V130H36V128H27V134H26V132L24 133V132H22V136H23V140H21L20 142H22L21 144H19L21 147H22V151H21V148H19V150L21 151H19L20 152V156H21V154H22V158L20 157V159H21V161L20 162H22V159L23 158H25L24 159V161L26 160V159H28L29 161H30V157H32V160L30 161V163L31 164H27L28 165V168H27V166H26V163L27 162H29V161H27L25 164H23L22 166H23V168L24 167H26L27 168V170H28V172H27V170L25 171V172H23L21 169V171L18 169V168H20V162L18 161V160H16L17 159V157H15V156H19V154H17L18 153V151H17V149H18V147L17 146H19V145H17L16 143H13V144H16L15 145V147L14 146H11L10 145V149H8V151H7V149H6V151L5 152H3V153H8L6 156L7 157H9L10 158V161H11V164L9 165V169H10V174L11 175H16L17 173L19 174V175H21V177H23V176H26L27 175V173L29 174V180H31L30 182L31 183H33L34 184V186H35V188L32 186L33 184H31L30 186H28L29 188H31V189H29V191H30V194L31 193H34V194H39V196H41L40 194L42 193L43 195H44V193L43 192H46L45 191V189H48V187L50 186V183H54V182H56V183H54L55 185L57 184V186H58V190L57 189H55V187H53V189H55L56 191H59L58 192V194L60 195V193L62 192V195L63 194H65V196H66V193H67V196L68 195H70V196H72V194L74 195V193L73 192H70V188H72V189H76L77 190V193L76 194H78V197L80 198V196H81V199L83 200L84 198L85 199H88L89 198V200H83V202H82V204H81V202L80 201H82V200H80L79 198V201L77 200H75V199H77V198H73V196H72V200L74 199V201H76V203L77 202H79V204L80 205H83L82 207H83V210L85 211H87V209L88 210H90L89 212H88V214H93L94 215V217H93V215H91L92 216V221L91 220H89V218H90V215L89 216H87L86 214H87V212L85 211V213H83V212H81V211H78V209L77 208H75V209H77V212H74L75 214H77V213H81V215L79 216L78 214H77V216H74L72 213V211L74 210V209H72L71 207V209H72V211L71 210H67V209H69V207L67 206L65 209V211H64V209H60V205H58V204H60V202L62 203L63 201H61L62 200V197L61 198H58V196H56V194H55V190H51L52 189V186H50V188H49V190H50V192L52 191V197H53V194H55V196L57 197V199H61L60 200V202L58 201V203H57V199L55 200L54 198H56V197H54L53 199L56 201V205H54V202H53V204H52V207H50V208H53V209H51L52 211V213H53V215L51 214V212H50V214H51V217H50V219L51 218H53V220H54V223H56V226L59 228H57L60 232L59 233H57L58 231H56V232H51V231H49V230H51V228H52V223H51V225L49 224L48 225V223L49 222H51V220L49 221L48 220V223H46L47 221H44V223L46 224V225H48L47 227V229L46 230H44L45 228H46V225H43L44 223H41L42 221H38V223L37 224H34V225H31V224H24V227H25V225L27 226L26 228H24L25 230H27L28 229V233H27V231H25L24 233V235H26V234H28L26 237H24L25 239H21V240H19V242H20V246L23 248L22 250H23V253L24 254H22V253H20L19 254V259L22 261V262H25L26 261V259L28 258V257H30L31 255H33V256H31L30 258L32 259V260H35V258H36V256H34V253L37 255V257H38V255L40 254V252L42 251V253H41V259H42V256H45L46 255V253H47V255L46 256H49L51 259H48L47 261H48V263H47V261L45 262V264L47 263V264H49V262H50V264L51 263H53V264H60V261H61V264H62V262L64 263L65 262V264L67 263V264H69L70 262H71V260H72V262H71V264H102V263H104V262H106V263H108V264H110V262H111V264H152V263H150V261L151 262H153V260L154 261H156L157 259H156V257H155V259H153V254L154 253H152L154 250H152V248H151V250L152 251H150L149 253H147L149 250H148V248L144 251H142V249L143 248H139L138 249V247H131V245H129V243L127 242V241H129V239L128 240H126V238H128L124 233H123V229L124 228H126L125 226L126 225H129V223L127 224V222H126V224H124L123 225V229H122V231H121V228H122V223L124 222H122V221H120V218L119 217H117V219H116V216L117 215H112L113 213L114 214H116L115 212H116V209H114V207H109L108 206V204H109V201H108V199H106V196L107 197H109L110 198V195L111 194H114V192L115 193H117V196L119 197V195H120V197H121V199L123 200H120V205L118 204V198L116 197V199L118 200H116V202H114L113 200V202L114 203H116L117 205H119L120 207L122 206V205H124V206H122V210H125L126 209V207H127V205H128V210H129V208L130 207H132V206H135V205H137V204H139L140 202L139 201H146L147 200V198H148V195H147V193H150L149 191L147 192L146 190L148 189L149 190V183L152 181H150L149 182V180H147L148 179V177L150 176V174H152L153 175V173L154 172H157L156 170H158L159 168H157V166H159V165H162V167L164 166V165H166L165 167L167 168H176V167H178L179 166V164L180 165H183V166H185L186 168H187V170L188 169H190L189 171H187V172H185V174H189L190 176H191V174H196V175H199L200 173L201 174H206L207 172H210V170H212V171H214L215 173H217L215 176H217L219 173L218 172H220L221 174H223V175H229V173L230 174H232V171L236 174V175H238V176H236V177H238V180L239 181H241L243 178V180H244V184H245V186L247 185V179H245L246 177L247 178H249L248 176H246V172H249V169H248V167L249 166H251L254 162H252L251 163V161H253V156H254V154H257L258 152H257V148H255L254 147V144H251V142L250 141H252V140H260V176H262V173L264 172V0H252V1H250V3H251V5H250V7L249 8H251L250 10H247L248 8H246V10H244L243 8V6L244 5H242L243 4V2L241 3V1L240 0H229V1H227V0H225V1H220V0H218V3H217V0L215 1H213L212 0V2L213 3H215V5H218L219 7H215L214 5H213V3L210 1V6L208 7V10H207V6H206V1L204 0V7L202 8V9H200L201 8V1L199 0V4H196L197 3V1L196 2H192ZM203 1V0H202ZM244 1V0H243ZM260 1V2H259ZM64 2H66V4L64 3ZM114 2H110V3H114ZM226 2V3H225ZM229 2V3H228ZM248 3H249V1H247ZM247 2L246 1H244V4H245V7L247 6L248 7V4H247ZM63 3H64V5H63ZM110 3L109 4H106V6H109L110 5ZM222 3L224 4V5H226L227 4V8H225V6L223 5L222 6ZM260 3V4H259ZM135 4H136V6H135ZM207 4H208V2H207ZM258 4H259V6H258ZM200 5V6H199ZM197 6V7H196ZM230 8H229V7ZM260 9H259V8ZM43 8H45V9H43ZM213 9V8H216V9H213V10H210V9ZM222 8H225L224 10H230L231 12L229 13V12H227V13H229L225 18H224V16L222 15L221 16V13L219 12L220 10H222L223 11V9ZM219 9V10H218ZM134 10V11H135ZM202 10H203V12H202ZM205 10V11H204ZM226 10V11H227ZM257 10V11H256ZM137 11V10H136ZM200 11V12H199ZM214 11V12H213ZM245 11V12H244ZM248 11V12H247ZM205 12L207 13V14H205ZM256 12V13H255ZM160 13V14H159ZM198 13H199V15H198ZM218 13H220V14H218ZM224 13V15H225V11L223 12ZM222 13V14H223ZM201 14H205V15H203L202 17H201ZM255 15V19H253V17H254V15ZM153 15H155V14H153ZM197 15L198 16H200V18L198 17V20H197ZM253 15V16H252ZM230 16V17H229ZM257 17V18H256ZM73 18V19H72ZM216 18V19H215ZM252 18V20H250ZM212 19V20H211ZM230 19H232V20H230ZM24 20V22H23V25H24V23H26L25 21L26 20H28L29 21V19L27 18V19H23ZM217 20V21H216ZM226 20V19H225ZM210 21H208L207 20V22H210ZM218 21H219V23H218ZM194 24H193V23ZM212 22V23H213ZM215 22H217L216 23V25H215ZM29 23V22H28ZM67 23V24H66ZM237 23V24H236ZM141 24V23H140ZM150 24L152 25V21L150 22ZM179 24V26H177ZM218 24V25H217ZM222 24V25H221ZM253 24H255V25H253ZM257 24H259V25H257ZM27 25V24H26ZM30 25V24H29ZM123 25V24H122ZM127 24H124V26H126ZM212 25V26H213ZM250 25H252V26H250ZM69 26V25H68ZM140 26V25H139ZM143 26V27H142ZM186 26L188 27L187 28V30H186ZM214 26H213V28H214ZM239 26V27H238ZM257 26H259L260 28H258V30L260 29V32L258 31V30H256L257 31V33H256V31L254 30L255 28L257 29ZM27 27H29V26H27ZM136 26H135V24L133 23H131L130 25H127V27H122V28H124V30H123V32L124 31H126V32H124V33H128L129 35L130 34H134V33H136V28H135ZM140 27H142L143 29L144 28H150V25H148V26H145L144 27V25H141ZM175 27V26H174ZM175 27V28H176ZM217 27H219L218 29H222V30H217ZM255 27V28H254ZM237 28V29H236ZM24 29H27V28H24ZM23 29V26H22V28L21 29H19V30H21V31H23L24 30ZM126 29V30H125ZM134 29V30H133ZM145 30V29H144ZM182 30H180L179 29V32L180 31H182ZM213 30V29H212ZM216 30H217V32H216ZM39 31V32H40ZM67 31H69L70 33H68ZM185 31H183V32H185ZM231 31V33L229 34V32ZM38 32V33H39ZM122 32V31H121ZM130 32V33H129ZM155 32V33H156ZM189 32V31H188ZM16 33V35H14V36H18L17 34L19 33V32H15ZM55 33V32H54ZM123 33V34H124ZM182 33V32H181ZM181 33H179V34H177L176 35V37H178ZM259 33H260V35H259ZM19 34H21V33H19ZM40 34H42V33H40ZM61 36H60V35ZM73 34V35H72ZM77 34V33H76ZM184 34H188V33H184ZM254 34H257L256 36L254 35ZM55 35V36H56ZM59 35V36H58ZM125 35V34H124ZM123 35V36H124ZM129 35L127 36V34H126V36L129 38ZM134 35H136V34H134ZM182 36H183V34H181ZM180 35V37L179 38H181V39H178L177 40V42L176 43H178V45L177 46H179V44H181L182 45V47H184V48H187L188 49V47H186V46H188L187 45V42H188V39H184V37L182 38V36ZM259 35V36H258ZM65 38H64V37ZM69 36V37H68ZM232 36V37H231ZM258 36V37H257ZM63 37V38H62ZM74 37V36H73ZM130 37H131V35H130ZM133 37L135 38L134 40L137 42V47H138V49H140L141 47H142V44L140 43H138V42H140V39H137L138 37L136 36H132L131 37V39H132V41L131 42H133ZM71 38H72V41H71ZM222 38V39H221ZM229 38V39H228ZM42 39V38H41ZM130 39V38H129ZM129 39L127 40V38L125 39V36H124V39H123V43H126V45L128 44V43H130V44H132L130 41H129ZM68 40V41H67ZM69 40L71 41L70 43H68L69 42ZM228 40V43L226 42ZM127 41H129L128 43H127ZM134 41V42H135ZM185 41H186V43H185ZM14 41H7L6 43H4V48L3 49H5V51L8 49V51H10V50H12L13 51V48H16V47H14L15 46V44L13 43ZM41 42V43H40ZM66 42H67V44L69 45L68 47H67V44H66ZM223 42H225L224 44H223ZM17 43V42H16ZM44 43H46V42H44ZM123 43L121 44V45H123ZM183 43H184V45L186 44V46H183ZM14 44V45H13ZM57 44H58V46H57ZM139 44V45H138ZM223 44V45H222ZM226 44V45H225ZM228 44V45H227ZM45 45V44H44ZM120 45V44H119ZM125 45V44H124ZM141 45V46H140ZM223 47H222V46ZM231 46V47H229L228 48V46ZM19 46L20 47H22L23 45L19 42L18 43V49H19ZM47 46V45H46ZM55 46V47H54ZM236 46V47H235ZM44 47V46H43ZM119 47H121V46H118V48ZM179 47H181V46H179ZM182 47L180 48L182 51H184V50H186V49H182ZM226 47H227V50H226ZM233 47V48H232ZM239 47V48H238ZM42 48V49H41ZM134 48H136L135 46H134ZM224 48H225V50H224ZM235 48V49H234ZM238 48V49H237ZM67 49H69L68 51H67ZM137 49V48H136ZM137 49V50H138ZM223 49V50H222ZM73 50V49H72ZM230 50H232V52L230 51ZM42 51H44V52H42ZM223 52V54H222V52ZM227 51V52H226ZM230 51V52H229ZM67 52H68V54H67ZM70 52V53H69ZM235 52H238V53H235ZM6 53L8 54V52L6 51ZM47 53V54H46ZM49 53H50V55H49ZM220 53L222 54V55H220ZM228 53V54H227ZM11 54V53H10ZM9 54V55H10ZM42 54H44V56H42ZM224 54H225V56H226V58L227 59H229V60H224L225 59V57H224ZM13 55V54H12ZM12 55H10V56H12ZM24 55V54H23ZM237 55H242L241 57L240 56H237ZM9 56V57H10ZM135 56V55H134ZM231 56V57H230ZM7 58H9L8 56H6ZM5 57V59H4V57H3V61L4 60H6L7 58ZM41 57H42V59H41ZM44 57V58H43ZM219 57V58H218ZM1 58L2 57H0V77H1V80H0V84L1 85H3L1 88H0V93H2V94H0V96H2V97H4L5 99H9L13 94H15V93H13L12 95L11 94H9V95H7V98H6V94H8L10 91L8 90H6L5 91V89L7 88V85L10 83V82H13V81H16L17 79H11V80H13V81H10V80H8L7 82H8V84L6 85V73H3V72H5L6 70V72H7V75H8V73H10V72H8L9 70H11L12 69V66L11 65H14V60H13V64L11 63V61H12V59H14V57L13 58H11L10 57V59H8V60H6V61H1ZM47 58V59H46ZM232 58V59H231ZM44 59H46V60H44ZM66 59V60H65ZM44 60V61H43ZM10 61V62H9ZM67 63H66V62ZM222 62V64H221V62ZM228 61V62H227ZM1 62H3L2 64H4V65H1ZM7 64H6V63ZM11 64V65H9V63ZM45 63V64H44ZM47 63V64H46ZM70 63V62H69ZM195 64H196V62H194ZM194 63H192V65L194 66ZM231 63V64H230ZM66 64V65H65ZM201 63H198L197 62V65H195L194 67H192V71H193V69H194V71L196 72V70H197V73H199L200 71V73H203V72H205V70L207 69V67H208V65H207V67H206V65H204V64H201L202 65V68H201V66H199ZM218 64H219V66H218ZM38 65H40V66H38ZM44 65V66H43ZM63 65V66H62ZM34 66H37V70H38V75L36 74V72H34L35 70H36V67H34ZM70 66V65H69ZM205 66V67H204ZM4 67V68H3ZM60 67V68H59ZM217 67H218V69H217ZM7 68V69H6ZM14 68V67H13ZM35 68V69H34ZM59 68V69H58ZM61 68H63V69H61ZM186 68H188V66H186ZM206 68V69H205ZM9 69V70H8ZM15 69V68H14ZM13 69V70H14ZM32 69H33V71H32ZM67 69V68H66ZM201 69V70H200ZM12 70V71H13ZM36 70V71H37ZM204 70V71H203ZM220 70H222V71H220ZM60 71V72H59ZM199 71V72H198ZM203 71V72H202ZM14 72V71H13ZM33 72L35 73V75H33ZM57 72L60 74H57ZM220 72H221V74H220ZM2 73V74H1ZM182 73V76H181V74H180V77H183V75H184V71L183 72H181ZM185 73H187V72H185ZM5 75L4 76V78H3V76L2 75ZM56 74H57V76H56ZM29 75V76H28ZM33 76V77H32ZM49 76V77H48ZM42 77V76H41ZM3 78V79H2ZM12 78H15V77H12ZM6 79V80H5ZM35 79V78H34ZM61 79V78H60ZM222 79V78H221ZM42 80V79H41ZM47 80H49V79H47ZM2 81V82H1ZM5 81V82H4ZM17 82V81H16ZM45 83H47V81H44ZM49 82H50V80H49ZM13 83H15V82H13ZM11 85H13L12 83H10ZM18 84V83H17ZM17 84H14V85H17ZM11 85H8V87H10ZM36 85V84H35ZM41 85V84H40ZM43 85V84H42ZM4 87H5V89H4ZM12 87H14V86H12ZM15 87H18V86H15ZM11 88V87H10ZM4 89V90H3ZM9 89V88H8ZM13 89H15V88H13ZM16 90V89H15ZM2 91H5V92H2ZM12 91V90H11ZM6 92H8V93H6ZM51 91H47V94H46V97L48 98V102H53V106H54V108L56 109V115L58 114L59 116H60V122L62 123V120L61 119H63V117H64V115H65V117L66 118H64L65 120L68 118V116H66V114H65V111H66V109H65V103L67 104V102H66V100L65 101H63L64 99H63V97L61 98V99H59V96L57 95V98L55 97L54 99V101L56 102H54L53 101V98H51L52 96H54V95H52V93H50ZM184 92V93H183ZM207 92V93H206ZM212 92V93H211ZM5 93V94H4ZM203 93H205V95L203 94ZM209 93V94H208ZM8 96H10V97H8ZM14 96V95H13ZM56 96V95H55ZM61 97V96H60ZM3 98V99H4ZM49 98H51V99H49ZM202 101V102H201ZM208 101V102H207ZM50 102V103H51ZM65 102V103H64ZM210 102H213V104L214 105H216V107L218 106V105H220L221 106V108H220V106H219V109H222V111H220V113H215L216 114V116L218 115V120H225L226 121V124H227V122H229V121H231L232 122V120H233V122L235 121V119H236V121H238V122H240V124H238V125H242L243 126V128H242V126L240 127V126H237L236 124H234L235 126H237V128L235 127V130L236 131H238V133H235V131L234 132H231V131H229L230 129L229 128H227V126L226 127H224L225 128V130H226V133L229 135L228 137L229 138H231L232 137V135L233 136H236V138L238 139V141L239 142H241V141H245L244 142V144L246 143L247 145L242 149V151H241V153H239L238 154V157H237V155L236 156H234L233 158H232V156L230 157L229 155H227L226 157H229V158H226V160H225V158H224V160H222V157H221V160L223 161V163L222 164H224L225 163V165L226 166H221V167H219V169H218V165L222 162L221 160L219 161L218 159L216 160H214V158H212L211 159V161L208 159V158H206V156H205V154L203 155L204 156V158H203V156L201 155V157L203 158H201V157H198V161H196V162H192V161H195L193 158L191 159V160H189L188 158V160H185L183 157L186 155V156H188L185 152H192V149L191 148H196L195 149V151L197 150V144H199V145H202L203 143H202V140H204L205 142H204V144L201 146L202 148H203V146H205L206 144H207V142H208V144H209V142L211 143V140H209L212 136V134L210 135V132H211V127H209L208 128V126H207V124H206V122H205V120L204 119H206V118H203V116L204 115H206L207 116V114L208 115H210L211 113V110H213L215 107H214V105H213V109H211L212 107V105L210 104ZM202 103V104H201ZM54 104H56V105H54ZM204 104H210V111H209V113H206L205 111H206V109H208L209 110V108H205L204 107ZM204 107L203 108V111H202V109L199 107ZM206 106V105H205ZM209 106V105H208ZM201 109V110H200ZM215 109H217V108H215ZM205 110V111H204ZM213 111H216V112H218L217 110H213ZM159 112V113H158ZM203 112V113H202ZM204 112L206 113V114H204ZM54 114V113H53ZM52 114V117L53 116H55V115H53ZM157 114H160L159 116H157ZM203 114V115H202ZM213 114V113H212ZM211 114V115H212ZM57 115V116H58ZM67 115H68V113H67ZM156 115V116H155ZM214 115V114H213ZM37 116V114L35 115V116H33L34 118ZM148 116V117H149ZM215 116V115H214ZM220 116V117H219ZM62 117V118H61ZM210 117V116H209ZM213 117V116H212ZM38 118H40L41 119V117H36V119H38ZM156 118H153V120H151L152 122H154V119H156ZM232 120H231V119ZM40 119H38V120H35V121H39ZM64 119H63V121H64ZM227 119V120H226ZM229 119V120H228ZM1 120V119H0ZM55 120H57V119H55ZM204 120V121H203ZM207 120H209L208 119V117H207ZM41 121V120H40ZM210 121V120H209ZM208 121V122H209ZM221 121V122H222ZM1 122H3V121H1ZM57 122V121H56ZM123 122H125V121H123ZM207 122V123H208ZM237 122V123H238ZM127 123V122H126ZM126 123H124V125H126ZM223 123H225V122H223ZM235 123V122H234ZM30 124V123H29ZM211 125V123L209 122L208 123V125ZM225 124V125H226ZM34 124L32 123V125H28V126H33ZM122 125V126H121ZM116 126V127H115ZM119 126V127H118ZM120 126H121V128H120ZM34 127V126H33ZM238 127H240V128H238ZM118 128H120V130L118 129ZM124 128H125V126H124ZM114 129V130H113ZM117 129V130H116ZM211 129V130H210ZM229 129V130H228ZM239 129V130H238ZM242 129V130H241ZM123 130H125V129H123ZM26 131V130H25ZM57 131V130H56ZM214 131V130H213ZM31 132V133H30ZM39 133V134H38ZM56 133V134H55ZM59 134H60V132H58ZM122 134L124 133V132H121ZM120 133V136L119 137H121V134ZM26 134V136H25V138H24V135ZM33 134H35V138H32V136H33ZM53 134H55V135H53ZM40 135V140H38L39 138L37 137V136H39ZM116 135V134H115ZM117 135H119V134H117ZM124 135V134H123ZM209 135H210V137H209ZM2 136V135H1ZM111 136H112V138H111ZM214 136H215V134L213 135V138H214ZM5 137V136H4ZM43 137V138H42ZM59 137V136H58ZM115 137V136H114ZM123 137V136H122ZM37 138V140H35ZM54 138H56L55 140H54ZM117 138V136L115 137V138H113V139H116ZM226 138V137H225ZM118 139V138H117ZM237 139H235V140H237ZM3 140H8L6 137H5V139L3 138V136L0 138V141L2 142ZM212 140H214L215 141V138L214 139H212ZM246 140H248V142H246ZM66 141V142H65ZM70 141V140H69ZM99 141V140H98ZM220 141H224L225 142V140H220ZM0 142V146H2V145H4V144H2ZM7 142V141H6ZM65 142V143H64ZM126 142H128L127 144H125ZM134 142V143H133ZM253 142V141H252ZM200 143H202V144H200ZM206 143V144H205ZM2 144V145H1ZM11 144H12V142H11ZM12 144V145H13ZM65 144V147L63 146V145ZM66 144H67V146H66ZM134 144V145H133ZM135 144L137 145V146H135ZM115 145V146H114ZM152 145H153V147H152ZM9 146V145H8ZM19 146V147H20ZM117 146V147H116ZM118 146H119V148H118ZM123 146H125V148L123 147ZM127 146V147H126ZM133 146V147H132ZM192 146H195V147H192ZM4 147V146H3ZM139 147H141V148H139ZM201 147H199L198 146V148H201ZM2 147H0V149H1ZM16 148V149H15ZM65 149V151L63 152V150ZM68 148V154H69V147H67ZM102 148H104V146L102 147ZM108 148V149H109ZM122 148H123V150H122ZM130 148V149H129ZM132 148V149H131ZM63 149V150H62ZM115 149V150H114ZM125 149V150H124ZM3 150V149H2ZM52 150V152H50ZM107 150V149H106ZM106 150H105V153H103V155H105L106 154ZM152 150V151H151ZM189 150H191V151H189ZM4 151V150H3ZM127 151V150H126ZM140 151V150H139ZM151 151V152H150ZM194 150H193V153L195 152ZM57 154H55V153ZM102 152H104V150L102 151ZM109 151H107V155L109 154V153H112V152H109ZM114 152H113V154H112V156L110 157V156H107V157H110V158H114L115 159V157H113L114 156ZM153 152V153H152ZM156 152V153H155ZM201 152V151H200ZM2 153V154H3ZM48 153V154H47ZM67 153V152H66ZM116 153H118V151H116ZM123 153H125V152H123ZM128 153V152H127ZM150 153H151V155H153L154 156V158H152L153 156H150ZM163 153L164 154H166V155H163ZM226 153V152H225ZM227 153H228V151H227ZM13 154H14V156H13ZM54 154H55V156H54ZM149 156H148V155ZM160 154V155H159ZM185 154V155H184ZM190 154V153H189ZM229 154V153H228ZM65 155H67V154H65ZM111 155V154H110ZM129 155V156H130ZM142 155V156H141ZM163 155V156H162ZM184 155V156H183ZM2 156H4V154L2 155ZM11 156V157H10ZM54 156V157H53ZM139 156H141V158L139 157ZM157 156V157H156ZM169 156V157H168ZM224 156V155H223ZM241 156V157H240ZM249 157L248 159L250 160V161H248V160H245L246 159V157ZM5 157V156H4ZM49 157V158H48ZM57 157V158H56ZM61 157H62V162H61ZM64 157V158H63ZM105 157V156H104ZM124 157V158H123ZM140 159H139V158ZM151 157V158H150ZM165 157V158H164ZM243 157V158H242ZM15 158V160H13ZM42 158H43V160H42ZM66 158H68V157H66ZM91 158V157H90ZM94 159H95V157H93ZM133 158H135L136 160H134ZM147 160H146V159ZM164 158V159H163ZM199 158H200V161H199ZM231 158V159H230ZM237 158H238V160H237ZM13 161H12V160ZM69 159V158H68ZM92 159V158H91ZM94 159H93V163H94ZM108 159V158H107ZM125 161H124V160ZM153 159V160H152ZM168 159V160H167ZM169 159H171V160H169ZM183 159V161H181ZM230 159V160H229ZM234 159V160H233ZM242 159V160H241ZM47 160V161H46ZM67 160V159H66ZM80 160V159H79ZM151 160V161H150ZM212 160H213V162H212ZM17 161L19 162V163H17ZM34 161V162H33ZM39 161V162H38ZM68 161V160H67ZM108 160H106V162H107ZM112 161H114L115 162V160H112ZM162 161V162H161ZM185 161H188V162H185ZM191 161V162H190ZM225 161V162H224ZM229 161V162H228ZM233 161V165L231 164V162ZM236 161V163H234ZM238 161H239V163H238ZM38 162V163H37ZM56 162H58V161H56ZM96 160H95V165L94 166H97V164H96ZM110 162V160L108 161V163ZM147 162H148V164H147ZM219 163L218 165L216 164V163ZM227 162V163H226ZM17 163V165H15V164ZM63 163L62 164H59V163H57L58 165H63ZM111 163V162H110ZM110 163H109V165H110ZM160 163V164H159ZM162 163V164H161ZM164 163H166V164H164ZM179 163V164H178ZM183 163V164H182ZM185 163V164H184ZM216 164V166L214 165V164ZM230 163V164H229ZM13 164V165H12ZM56 164V165H57ZM65 164V163H64ZM229 164V165H228ZM237 164V165H236ZM239 164V165H238ZM30 165H32V166H30ZM40 165V166H39ZM47 165V164H46ZM45 165V166H46ZM57 165V166H58ZM84 165V163L81 165V166H83ZM124 165H125V168L124 169H122L121 167H124ZM147 166L146 168H145V166ZM155 165H156V167H155ZM221 165V164H220ZM242 165H244V169L243 168H241L240 166H242ZM11 166V167H10ZM30 166V167H29ZM105 166H107V164L105 165ZM139 166V168L141 167V169H138L137 167ZM229 166V167H228ZM232 166V167H231ZM238 166V167H237ZM17 168V170H18V172H17V170H16V168ZM37 167H39L38 169H36ZM56 167V166H55ZM59 167V166H58ZM70 167V168H69ZM71 167H73V169L71 170ZM77 167H80V168H77ZM112 167H113V164H112ZM111 167V168H112ZM154 167L155 168H157V169H154ZM159 167H161V166H159ZM179 167H181V166H179ZM226 167V168H225ZM109 169L107 170L106 169V172H104L103 173V170H102V173L105 175V174H107V177L109 176H112L110 173L111 172H113L112 171V169L110 170V166L108 167ZM145 168V169H144ZM216 168H217V170H216ZM223 168V169H222ZM229 168H230V171H229ZM15 169V170H14ZM75 169V170H74ZM105 169V168H104ZM116 169V168H115ZM134 169H136V170H134ZM149 169V170H148ZM208 169H210L209 171H208ZM233 169V170H232ZM39 170V171H38ZM57 170H59V171H61V172H58ZM111 172H110V171ZM124 170V171H123ZM144 170H145V172H144ZM146 170L147 171H149V173L148 172H146ZM152 170V171H151ZM153 170H154V172H153ZM216 170V171H215ZM228 170V172H227V174L225 173V171H227ZM245 170V171H244ZM73 171V172H72ZM105 171V170H104ZM108 171V172H107ZM129 171V172H128ZM190 171H192V172H190ZM25 174L26 173V175H24L23 173ZM43 172V171H42ZM224 172V173H223ZM243 172L245 173V175H243ZM40 173V174H39ZM60 173V174H62V177L60 176V177H58L59 175L58 174ZM64 173V174H63ZM72 173H73V176H72ZM76 173V174H75ZM80 173V172H79ZM116 173H118L117 171H116ZM120 173V172H119ZM120 173V174H121ZM148 173V174H147ZM233 173V174H234ZM18 174H17V176H18ZM38 174V175H37ZM42 174V175H41ZM54 174V175H53ZM58 175L57 177H55V175ZM74 174L76 175V176H79V177H77V179L79 178V179H81V182H80V186H79V181H77L76 180V176H74ZM108 174H110V175H108ZM210 174H211V172H210ZM213 174H211V177L209 176V174L208 175H206V178H205V175H204V179H205V183H206V180H208L209 178H211V179H209L210 181L213 179V180H215V176H213ZM14 175V176H15ZM23 175V176H22ZM40 175H41V177H40ZM63 175H64V177L65 178H63ZM144 175V176H143ZM149 175V176H148ZM196 175H192L194 178H196L195 176ZM37 176H39V177H37ZM67 176H68V178H67ZM139 176H140V173H139ZM143 176V177H142ZM148 176V177H147ZM185 176H188V175H185ZM191 176V177H192ZM199 176H201V175H199ZM209 176V177H208ZM6 177H7V175H5V179L2 181V185H6L7 187L6 188H8V186L10 187V185L12 184L11 182H10V185H9V178H7L6 179ZM12 177V176H11ZM44 177H49L48 175L47 176H45L44 175ZM75 177V178H74ZM191 177H189V178H191ZM202 177V176H201ZM14 178H16V177H14ZM55 178L57 179V180H55ZM68 179L67 181H65V179ZM145 178V179H144ZM225 178V177H224ZM11 179V178H10ZM46 179H47V181L48 180H50V183H48L47 184V182H46ZM78 179V180H79ZM237 179V178H236ZM241 179V180H240ZM53 180H54V182H53ZM71 180V181H70ZM146 180V181H145ZM208 180V182L209 183H211L210 181ZM212 180V181H213ZM6 181H8V182H6ZM43 181H44V183H43ZM71 183H70V182ZM84 181H85V179H84ZM143 181V182H142ZM148 181V182H147ZM4 182H6V183H4ZM45 182H46V185L48 186L47 188L45 187L46 185H45ZM66 182H68L69 184H71V186H70V188L68 187L69 185L68 184H66L67 186H65L64 184L66 183ZM74 182H75V184H74ZM78 182V183H77ZM43 183V184H42ZM83 183V184H82ZM143 183V184H142ZM242 183V185L244 186V184ZM1 184V183H0ZM29 184V183H28ZM253 184V183H252ZM74 185H75V187H74ZM77 185L79 186V187H77ZM86 187H85V186ZM113 185H115V184H113ZM148 185V186H147ZM150 185H151V183H150ZM205 185V184H204ZM242 185H239L238 184V186H240L241 188H244ZM12 186V185H11ZM43 186V188H41ZM54 186V185H53ZM60 186V187H59ZM82 186V187H81ZM144 186V187H143ZM146 186H147V188H146ZM201 186H203V185H201ZM27 187V186H26ZM25 187V188H26ZM27 187V188H28ZM82 189H81V188ZM131 187V186H130ZM142 187H143V189H142ZM251 187H254V188H260V189H264V181H263V179L261 180L260 179V185L257 187V185H255V184H253V185H251ZM45 188V189H44ZM63 190V189H65V188H68V191L66 190V193H63V191L61 190V189ZM78 188H79V192H80V189H81V192L80 193H82L81 195H80V193L78 192ZM134 188H132L133 190H135ZM195 188H197V187H195ZM204 188V187H203ZM43 189V190H42ZM101 189V188H100ZM138 189H140L141 190V195H140V193H139V191H138ZM146 189V190H145ZM192 189H194V187H192ZM43 191V192H38V191ZM76 190H74V191H76ZM131 190V191H130ZM144 190V191H143ZM183 190H185V188L183 189ZM182 189H180V193H184V194H186L187 193V190H185V191H183ZM15 192H16V190H14ZM14 191H12V192H14ZM29 191H27V193L29 192ZM32 191V192H31ZM61 191V192H60ZM71 191H73V190H71ZM26 192V191H25ZM54 192V193H53ZM65 192V191H64ZM123 192V191H122ZM144 192H146V193H144ZM189 192V191H188ZM57 193V192H56ZM103 193V194H102ZM111 193V194H110ZM131 193V194H130ZM29 194V193H28ZM28 194H25L26 195V197H29V196H27ZM29 194V195H30ZM85 196H84V195ZM106 194V196H105V198H104V195ZM119 194V195H118ZM122 194V195H121ZM130 194V195H129ZM32 195V194H31ZM42 195V196H43ZM80 195V196H79ZM86 195H88V198L86 197ZM97 196V198H96V196ZM103 195V196H102ZM132 195H133V197H132ZM34 196V195H33ZM32 196V197H33ZM36 196H38V195H36ZM39 196L38 197H36L35 199H39ZM41 196V197H42ZM61 196V195H60ZM67 196H66V199H65V201H67L68 202V198H67ZM77 196V195H76ZM91 196V195H90ZM111 196H113V195H111ZM114 196H116V194H114ZM131 196V197H130ZM145 196H147V198L145 197ZM151 196V195H150ZM82 197H84V198H82ZM94 197H95V199H94ZM103 197V198H102ZM142 197V198H141ZM184 197V196H183ZM31 198V197H30ZM43 198H45V196L43 197ZM90 198L92 199V201L90 200ZM113 198H115V197H113ZM131 198H132V200H131ZM31 199H34V197L33 198H31ZM63 199H64V197H63ZM97 199V200H96ZM104 199V200H103ZM120 199V198H119ZM143 199V200H142ZM71 200V198L69 199V201ZM110 200V199H109ZM133 200H134V202H133ZM138 200V201H137ZM185 200V199H184ZM184 200H182V201H184ZM28 201H30V200H28ZM33 201H35V200H33ZM74 201H72V202H74ZM87 201H90V203L88 204V206H87ZM97 201V203H95V202ZM108 201V202H107ZM144 201V202H145ZM148 201V200H147ZM111 202V201H110ZM130 202V203H129ZM185 202H187L186 200H185ZM185 202H180L179 204H178V206H180V207H178V208H175V204H174V206H172L171 204L170 205H168L167 207H166V205L163 207H155V206H150L152 209L150 210V211H152V213L150 212V213H147V211L145 212V213H147L146 214V218H145V220L146 221H150L149 220V218H151L152 217V220L153 219H156V218H159L160 216H161V218H164V216H167V215H170V214H172V213H175L174 211H172V210H177V212H181V214L183 213H185L183 216H182V219H187V218H189L190 216H189V212H192V209H190V208H186L185 207V205L183 204V203H185ZM75 203V202H74ZM75 203V204H76ZM112 204V205H114V206H116L115 204ZM123 203V204H122ZM78 204V205H79ZM86 206H85V205ZM102 204V205H101ZM111 204V203H110ZM122 204V205H121ZM131 204H132V206H131ZM35 205V204H34ZM64 204H62V206H63ZM73 205V204H72ZM78 206L80 209L79 210H82V207L81 206ZM89 205H90V209H89ZM98 205V206H97ZM56 206H57V208H56ZM62 206H61V208H62ZM104 206V207H103ZM130 206V207H129ZM169 206H172V207H169ZM59 207V208H58ZM85 207V208H84ZM93 207V208H92ZM95 207V208H94ZM177 207V206H176ZM182 207V208H181ZM74 208V207H73ZM111 208V209H110ZM116 208H118V207H116ZM148 208V207H147ZM96 209H97V211H96ZM104 211H103V210ZM131 209V208H130ZM150 209V208H149ZM171 209V210H170ZM190 211H189V210ZM115 210V211H114ZM127 210V209H126ZM182 210H184V212L182 211ZM187 210H188V212H187ZM55 211V212H54ZM56 211H57V213H56ZM66 211H68L69 213H71L73 216L72 217H70L71 215H69V216H67L66 215V213H68V212H66ZM95 211V212H94ZM109 211V212H108ZM117 211H121V210H117ZM170 211H172L170 214H169V212ZM61 212L62 213H64L67 217H65V219L64 220H62L63 218H64V214L62 215L61 214ZM93 212V213H92ZM168 212V213H167ZM56 213V214H55ZM68 213V214H69ZM97 213H99V214H97ZM108 214V215H112V217H111V219L110 218H107L108 217V215H106V214ZM142 213V212H141ZM154 213V214H153ZM55 214V215H54ZM59 214H61V215H59ZM84 216H83V215ZM143 215H144V213H142ZM150 214H152V215H150ZM180 214V215H181ZM50 216V215H49ZM107 216V217H106ZM142 216V215H141ZM148 216H150V217H148ZM154 216L156 217V218H154ZM56 217H57V219H56ZM63 217V218H62ZM68 217H70V219L71 220H68ZM73 217H78V218H76V219H78V221L77 220H75ZM83 217V218H82ZM89 217V218H88ZM113 217H115V218H113ZM143 217V216H142ZM145 217V216H144ZM144 217L142 218V220L144 219ZM25 219L26 217H22L21 219ZM36 218H38V217H36ZM59 218V219H58ZM60 218H62V219H60ZM39 219V218H38ZM84 219V220H83ZM88 221H87V220ZM94 219H95V221H94ZM110 219V220H109ZM114 219V220H113ZM117 221H116V220ZM28 220V219H27ZM26 219L25 220H22L23 221V223H24V221H25V223H27L28 221H27ZM52 220V221H53ZM63 221V222H58V221ZM74 220H75V222L76 223H74ZM145 220H144V222H145ZM184 220H182L183 222H184ZM56 221V222H55ZM72 221H73V223H72ZM93 221H94V223H93ZM116 221V222H115ZM40 222V223H39ZM57 222H58V225H57ZM67 222L69 223V224H67ZM122 222V223H121ZM140 222H142V221H140ZM29 223V222H28ZM63 223V224H62ZM72 223V224H71ZM93 223V224H92ZM125 223V222H124ZM143 223V222H142ZM41 224V225H40ZM59 224H61L62 226H60ZM141 224V223H140ZM40 225V226H39ZM72 227H71V226ZM74 225H75V227H74ZM121 225V226H120ZM29 226H31V227H33L32 229L31 228H29ZM35 226V227H34ZM49 226L51 227L50 229H49ZM95 226V227H94ZM98 226V227H97ZM117 226V227H116ZM137 226H140V225H138L137 224ZM142 226V225H141ZM54 227V226H53ZM74 227V228H73ZM81 227V228H80ZM94 227V228H93ZM101 227V228H100ZM37 228V229H36ZM40 228H42L43 230H41ZM55 228V227H54ZM77 230H76V229ZM97 228V229H96ZM100 228V229H99ZM29 229L31 230V231H29ZM36 229V230H35ZM57 229H55V230H57ZM61 229V230H60ZM65 229V230H64ZM75 229V230H74ZM91 229H93V231L91 230ZM54 229H52V231H53ZM96 232H95V231ZM99 230V231H98ZM100 230H101V232L103 233V234H101V232H100ZM45 231V232H44ZM66 231H67V233H66ZM75 231V232H74ZM124 231H126V229H124ZM29 232H31V234H32V240H33V238H34V241H36L38 238H39V240H37L36 242H34V241H32V245L31 244H29L28 245V243H29V241L31 240L30 239V237H29ZM47 232V234H49L48 235V237H47V234H45ZM78 232V233H77ZM52 233H54L55 235H56V237L54 236V234H52ZM66 233V234H65ZM81 233V234H80ZM85 233V234H84ZM121 233H123V234H121ZM60 234V235H59ZM92 234V235H91ZM93 234H95V237L93 236ZM53 235V236H52ZM59 235V236H58ZM76 235V236H75ZM83 235H87L86 236V238H88V239H85V236H83ZM100 235H102V236H100ZM122 235H124V236H122ZM31 236V235H30ZM39 236V237H38ZM45 236H46V238H45ZM52 236V237H51ZM57 236H58V238H57ZM64 236H66V237H64ZM69 236H73V237H71L70 239H69ZM78 236H81V237H78ZM126 236V237H125ZM178 238H176V237ZM175 236L173 235L172 236V238H170L171 239V241H169V243L171 244H175L177 247H179V248H173L174 247V244L172 245L173 247H172V249L171 250H173V251H170L169 250V252H170V255H172L173 257H175V254H176V257L175 258H177L178 256H180L181 257V259H182V257H186V259H184L183 258V260H181L180 258H177V260L178 261H182L183 262V264H185V261L187 262V259H188V249L186 250V248L185 247H188V246H185V245H187V243H185V241L187 242V237L185 236L184 237V234L182 235L183 237H181V238H179L176 234H175ZM35 237H37V238H35ZM50 237L52 238V239H50ZM53 237H55L54 238V240H53ZM62 237H63V239H62ZM83 237H84V239H83ZM125 238V239H123V238ZM261 237V236H260ZM26 238H27V241H25L26 240ZM75 238V239H74ZM83 240H82V239ZM92 240H91V239ZM97 240H96V239ZM28 239H30L29 241H28ZM36 239V240H35ZM43 241V239H44V241L41 243L40 241L41 240ZM45 239H50V241H54V243H53V241H52V243H50V241L48 240H45ZM59 239V241H56V240H58ZM62 241H61V240ZM64 239H66V240H64ZM81 239V240H80ZM263 238L261 237V240H262ZM87 240V241H86ZM90 240V241H89ZM169 240V239H168ZM175 240V241H174ZM183 240H184V242H183ZM260 240V241H261ZM21 241H23V242H21ZM73 241H74V243H73ZM75 241H77V242H75ZM83 241H85L84 243H83ZM92 242V243H94L93 241H95V244H90V243H88L89 245H91V246H89V245H87V243L86 242ZM161 241V240H160ZM162 241L165 243L166 242V244L168 243V241H166V240H164V239H162ZM161 241V242H162ZM180 241H182V243H184V244H182ZM263 241V240H262ZM24 242L26 243V244H24ZM28 242V243H27ZM59 243V244H57V243ZM61 242V243H60ZM82 242V243H81ZM215 242V241H214ZM214 242H213V244H214ZM35 243V244H34ZM36 243H39V244H36ZM43 243H45V244H47V246L44 244L43 245ZM49 243H50V247H49ZM68 243V244H67ZM71 243V244H70ZM73 243V244H72ZM76 243H77V246H76ZM84 244V246L82 245L81 246V244ZM168 243V244H169ZM179 243V244H178ZM181 243V244H180ZM24 244V245H23ZM55 244V245H54ZM63 244V245H62ZM67 244V245H66ZM97 244L99 245V247L97 246ZM169 244V245H170ZM36 245L38 246V248H36ZM41 245H43V248H42V246ZM53 245V246H52ZM61 245V246H60ZM64 245H65V247H64ZM73 245V246H72ZM102 245V246H101ZM179 245V246H178ZM28 246V247H27ZM59 246V247H58ZM63 246V247H62ZM66 246H68V248L66 247ZM110 248L111 246L113 247H111L112 249H108V251L110 252V250H111V255H113V257L111 256V255H107L106 254V256H105V254L103 255V259H102V256L101 257H98L99 256V254H100V251H99V248H100V250L101 249H103V247L104 248H108V247ZM145 246H146V244H145ZM175 246V247H176ZM183 246V247H182ZM29 247H30V250H29ZM32 247V248H31ZM81 247H83V248H81ZM88 247V248H87ZM102 247V248H101ZM144 247V246H143ZM182 247V248H181ZM24 248H25V250H24ZM35 248V249H34ZM41 248V249H40ZM58 248V249H57ZM61 248H63V249H61ZM90 248H92L91 249V251L94 253V254H98L97 256L96 255H94L91 251H89L88 252V249L90 250ZM6 249H8V248H6ZM32 249H34V250H32ZM54 249V250H53ZM73 249V250H72ZM98 249V250H97ZM137 249H138V251H137ZM177 250V252H176V250ZM36 250H39V252L37 251V253H36ZM48 250L50 251V252H48ZM67 250V251H66ZM69 250V251H68ZM85 250H86V252H85ZM94 250V251H93ZM99 252H97V251ZM134 250H136V251H134ZM141 250V251H140ZM232 250V249H231ZM230 250V248L229 249H227L226 250V252H230L231 251ZM261 250V249H260ZM8 251V250H7ZM10 251V252H9ZM8 252H6L5 254H7L8 253V256L9 257H11L12 256V251L11 250H9ZM28 251L30 252V254L28 253ZM46 251V252H45ZM61 251V252H60ZM113 251V252H112ZM139 251L140 252H142V253H139ZM179 251V252H178ZM187 251V252H186ZM22 252V251H21ZM27 254H26V253ZM64 252V253H63ZM70 252H71V255H69L70 254ZM77 252V253H76ZM145 252V253H144ZM220 250H215L214 251V253L212 252V254H211V256H210V258H213V260L212 261H214L215 263L216 262H218L219 261V258H218V256L220 255ZM33 253V254H32ZM52 253V254H51ZM54 253H56V254H54ZM82 253V254H81ZM152 253V254H151ZM173 253V254H172ZM177 253L179 254H181V255H183V256H181L180 254L177 256ZM11 254V255H10ZM30 256H29V255ZM45 254V255H44ZM51 256H50V255ZM73 254V255H72ZM78 254V255H77ZM81 254V255H80ZM84 254V255H83ZM87 254V255H86ZM101 254H102V252H101ZM100 254V255H101ZM150 254V255H149ZM187 254V255H186ZM230 254V253H229ZM26 255L28 256L27 258H25L26 257ZM69 257H68V256ZM85 255L87 256V257H85ZM216 255V256H215ZM263 255H264V253H263ZM52 256L54 257L55 256V261H54V258H52ZM57 256V257H56ZM59 256H61V257H59ZM70 256H72V257H70ZM104 256H105V258H104ZM108 256V257H107ZM109 256H111L110 257V259H112V260H110L109 259ZM155 256V255H154ZM262 256V255H261ZM94 257V258H93ZM262 257H264V256H262ZM44 258V257H43ZM58 258V259H57ZM75 258V259H74ZM79 258H80V260H79ZM93 258V259H92ZM98 258H100V263H99V261H98ZM29 259V258H28ZM45 259V258H44ZM43 259V260H44ZM47 259V258H46ZM57 259V260H56ZM60 259V261L58 262V260ZM64 259V260H63ZM69 259V260H68ZM104 259H105V261H104ZM107 259V260H106ZM36 260H38V259H36ZM50 260H52V261H50ZM68 260V261H67ZM83 260V261H82ZM109 260V261H108ZM77 261H79V262H77ZM102 261H104V262H102ZM82 262V263H81ZM188 263V262H187ZM186 263V264H187ZM44 264V263H43ZM105 264V263H104ZM165 264H168V263H166L165 262Z\"/></svg>","mask_w":264,"mask_h":264}]
</instances>
